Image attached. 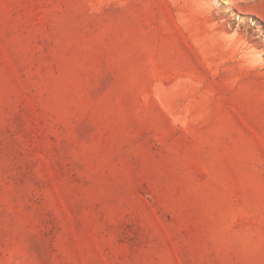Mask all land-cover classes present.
I'll return each mask as SVG.
<instances>
[{
    "label": "rangeland",
    "instance_id": "374dc122",
    "mask_svg": "<svg viewBox=\"0 0 264 264\" xmlns=\"http://www.w3.org/2000/svg\"><path fill=\"white\" fill-rule=\"evenodd\" d=\"M0 264H264V0H0Z\"/></svg>",
    "mask_w": 264,
    "mask_h": 264
}]
</instances>
